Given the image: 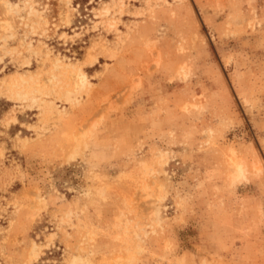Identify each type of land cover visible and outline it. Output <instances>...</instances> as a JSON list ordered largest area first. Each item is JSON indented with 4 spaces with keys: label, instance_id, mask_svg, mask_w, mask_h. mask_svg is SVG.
I'll return each instance as SVG.
<instances>
[{
    "label": "rangeland",
    "instance_id": "374dc122",
    "mask_svg": "<svg viewBox=\"0 0 264 264\" xmlns=\"http://www.w3.org/2000/svg\"><path fill=\"white\" fill-rule=\"evenodd\" d=\"M0 264H264V0H0Z\"/></svg>",
    "mask_w": 264,
    "mask_h": 264
},
{
    "label": "bare ground",
    "instance_id": "6f19581e",
    "mask_svg": "<svg viewBox=\"0 0 264 264\" xmlns=\"http://www.w3.org/2000/svg\"><path fill=\"white\" fill-rule=\"evenodd\" d=\"M79 76L84 78V73H79ZM245 176V168L242 163L237 164V168L235 169V174L233 175L234 179H239Z\"/></svg>",
    "mask_w": 264,
    "mask_h": 264
}]
</instances>
